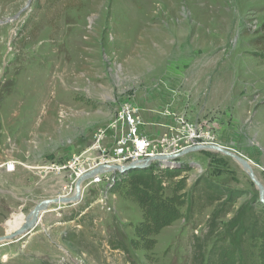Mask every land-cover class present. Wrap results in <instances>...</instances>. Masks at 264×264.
Segmentation results:
<instances>
[{
	"label": "rangeland",
	"instance_id": "1",
	"mask_svg": "<svg viewBox=\"0 0 264 264\" xmlns=\"http://www.w3.org/2000/svg\"><path fill=\"white\" fill-rule=\"evenodd\" d=\"M28 1L0 0V237L14 214L57 199L65 174L45 169L124 102L142 127L187 125L198 143L250 161L264 187V0ZM151 169L177 212L152 240L136 233L141 187L127 173L109 210L94 189L75 206L49 204L29 235L0 247V264H205L217 240L239 234L234 264H264L250 241L264 204L240 163L207 149Z\"/></svg>",
	"mask_w": 264,
	"mask_h": 264
},
{
	"label": "built area",
	"instance_id": "2",
	"mask_svg": "<svg viewBox=\"0 0 264 264\" xmlns=\"http://www.w3.org/2000/svg\"><path fill=\"white\" fill-rule=\"evenodd\" d=\"M140 112L130 102L121 103L112 119L95 129L85 148L47 168L65 174L66 183L57 197L65 201L61 206L77 205L85 191L94 189L98 191L95 203L109 210L108 190L116 179L132 171L171 167L190 154L181 156L184 151L205 146L187 125L164 127L158 135L145 133ZM130 166L136 169L123 171Z\"/></svg>",
	"mask_w": 264,
	"mask_h": 264
},
{
	"label": "trees",
	"instance_id": "3",
	"mask_svg": "<svg viewBox=\"0 0 264 264\" xmlns=\"http://www.w3.org/2000/svg\"><path fill=\"white\" fill-rule=\"evenodd\" d=\"M150 170L152 169L149 168L147 170L132 171L129 173V175H133L134 173L135 175H139V179L133 178L130 180V185H135L138 183V185L141 187L140 190L133 192L143 215V220L136 229V233L140 238L147 240L151 239V236L162 229L164 227V223L168 219H173L177 213L175 211L176 206H172V199H164L159 195V191L155 187V185H158V181L154 176L146 174ZM174 206L175 208H173ZM239 235H235L231 240V244L227 246L223 242V239L217 240L214 243L205 264H234L237 255L236 249L237 246L240 245L239 243L241 241ZM253 240H261L260 247H264V229L260 232L252 231L250 235V241ZM261 258L263 259V257ZM239 261L240 260H237L238 263H240Z\"/></svg>",
	"mask_w": 264,
	"mask_h": 264
},
{
	"label": "water",
	"instance_id": "4",
	"mask_svg": "<svg viewBox=\"0 0 264 264\" xmlns=\"http://www.w3.org/2000/svg\"><path fill=\"white\" fill-rule=\"evenodd\" d=\"M29 1H28V4H29ZM28 4H27V6H28ZM18 15L19 14H17L13 19L6 20L5 23L11 22L12 20H15L16 18H18ZM207 147H210L216 151H219L222 154H225V155L233 158L234 160H236L238 163H240L246 169L249 179L256 186V188L258 190L259 201L264 204V189H263L262 185L258 181H256V179L254 177V173L252 171V168L250 167V164H249V163H251L250 161L243 160V158L237 157V156H235V155H233V154H231V153H229V152H227V151H225L219 147H212V146H194V147H191L189 150L184 151L181 154V156L185 155L187 153H194V152L201 151V150H207ZM212 149H208V150H212ZM134 169H136V168L130 166V167L124 168L123 171L128 172V171H132ZM77 191H79L78 186H77ZM58 202L61 204V203H64L65 201L57 198V199L52 200L51 204H57ZM44 203H46V202H44ZM28 229H29V226L24 225L17 232H15L14 234H11L10 236H7L5 234L4 236L0 237V247L8 245V244L19 242L20 240H22L24 237H26L27 235H29L32 232L31 230H28ZM8 239H11V242H8Z\"/></svg>",
	"mask_w": 264,
	"mask_h": 264
},
{
	"label": "bare ground",
	"instance_id": "5",
	"mask_svg": "<svg viewBox=\"0 0 264 264\" xmlns=\"http://www.w3.org/2000/svg\"><path fill=\"white\" fill-rule=\"evenodd\" d=\"M42 100V99H41ZM43 105L44 101L41 102ZM40 103V105H42ZM214 147V146H213ZM207 149H212L210 147H207ZM214 150V149H212ZM47 170V169H45ZM52 201L50 202H46V203H42L41 206L37 207L34 212H32L30 214V216L28 217H24L21 214H14L12 219L10 220V222L5 224L6 227V235L10 236L11 234H14L15 232H17L22 226L24 225H28L29 229L31 230L34 228L35 225L40 223V217L43 213H46L48 208H49V204H51ZM57 204H60L59 202ZM62 204V203H61ZM8 241H11V239H8Z\"/></svg>",
	"mask_w": 264,
	"mask_h": 264
},
{
	"label": "crops",
	"instance_id": "6",
	"mask_svg": "<svg viewBox=\"0 0 264 264\" xmlns=\"http://www.w3.org/2000/svg\"><path fill=\"white\" fill-rule=\"evenodd\" d=\"M149 123L150 124H146V126H144V128H143L144 132L149 134V135H158L162 132V129L164 127H167V126H164L165 124L162 121H158V120H154V121H151Z\"/></svg>",
	"mask_w": 264,
	"mask_h": 264
}]
</instances>
